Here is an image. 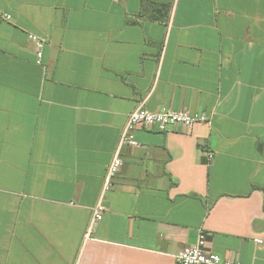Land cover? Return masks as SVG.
Returning a JSON list of instances; mask_svg holds the SVG:
<instances>
[{
    "label": "crops",
    "instance_id": "0c3cea01",
    "mask_svg": "<svg viewBox=\"0 0 264 264\" xmlns=\"http://www.w3.org/2000/svg\"><path fill=\"white\" fill-rule=\"evenodd\" d=\"M2 15L0 264H176L201 231L264 264V0H0ZM144 98L211 122L135 128L87 236Z\"/></svg>",
    "mask_w": 264,
    "mask_h": 264
},
{
    "label": "built area",
    "instance_id": "2783aa9c",
    "mask_svg": "<svg viewBox=\"0 0 264 264\" xmlns=\"http://www.w3.org/2000/svg\"><path fill=\"white\" fill-rule=\"evenodd\" d=\"M0 17L5 20L10 19V16L6 15ZM28 37L35 46L37 64H40L43 57L44 41L35 35H29ZM145 101L146 98H144L139 106L128 115L117 148L108 166L101 194L92 209L87 236L91 233L92 228L102 220L106 211L105 195L113 187L114 178L122 166L120 157L122 148L124 146H140L133 134L135 128L143 127L145 129L166 131L173 126H180L184 129L191 130L196 124H210L211 122L210 117L203 112L193 113L186 109L149 111L145 108ZM206 157L208 160H211L213 158V152L207 150ZM175 260L176 264H242L231 259H223L219 255L213 253L209 248L208 234L205 231L200 232L195 245L184 247L175 256Z\"/></svg>",
    "mask_w": 264,
    "mask_h": 264
},
{
    "label": "trees",
    "instance_id": "16d2710c",
    "mask_svg": "<svg viewBox=\"0 0 264 264\" xmlns=\"http://www.w3.org/2000/svg\"><path fill=\"white\" fill-rule=\"evenodd\" d=\"M147 12H149L150 14L148 15V17H150L151 19H158V11H156V7L152 4H147L143 3V11H142V15H146Z\"/></svg>",
    "mask_w": 264,
    "mask_h": 264
}]
</instances>
